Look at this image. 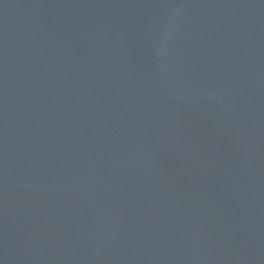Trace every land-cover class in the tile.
Segmentation results:
<instances>
[{"label": "water", "instance_id": "water-1", "mask_svg": "<svg viewBox=\"0 0 264 264\" xmlns=\"http://www.w3.org/2000/svg\"><path fill=\"white\" fill-rule=\"evenodd\" d=\"M0 264H264V0H0Z\"/></svg>", "mask_w": 264, "mask_h": 264}]
</instances>
